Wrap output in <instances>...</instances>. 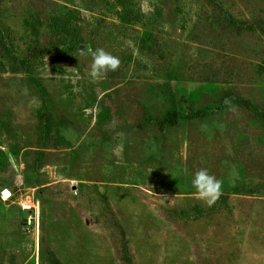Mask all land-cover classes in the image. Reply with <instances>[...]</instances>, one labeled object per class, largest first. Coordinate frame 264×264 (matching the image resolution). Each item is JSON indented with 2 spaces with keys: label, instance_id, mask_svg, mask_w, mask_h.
Segmentation results:
<instances>
[{
  "label": "rangeland",
  "instance_id": "374dc122",
  "mask_svg": "<svg viewBox=\"0 0 264 264\" xmlns=\"http://www.w3.org/2000/svg\"><path fill=\"white\" fill-rule=\"evenodd\" d=\"M4 188L0 264H264V0H0Z\"/></svg>",
  "mask_w": 264,
  "mask_h": 264
},
{
  "label": "clouds",
  "instance_id": "9594fccd",
  "mask_svg": "<svg viewBox=\"0 0 264 264\" xmlns=\"http://www.w3.org/2000/svg\"><path fill=\"white\" fill-rule=\"evenodd\" d=\"M82 54L91 57L88 75L92 82L106 78L109 72L118 70L121 64L118 56L111 54L104 48L93 49L91 45H86ZM229 103L230 101L225 99V104ZM191 184L196 190V197L208 206L215 204L222 195L223 182L215 175L210 174L207 169L201 168L196 171Z\"/></svg>",
  "mask_w": 264,
  "mask_h": 264
},
{
  "label": "trees",
  "instance_id": "16d2710c",
  "mask_svg": "<svg viewBox=\"0 0 264 264\" xmlns=\"http://www.w3.org/2000/svg\"><path fill=\"white\" fill-rule=\"evenodd\" d=\"M231 22H233L234 24H238L236 22V20H231ZM190 114H187V116ZM182 117H186V115L182 112L179 111H175V112H170L167 114L166 118H165V122H168L170 124H174L176 122H178ZM54 256V255H53ZM52 264H61V261L56 257H52Z\"/></svg>",
  "mask_w": 264,
  "mask_h": 264
},
{
  "label": "built area",
  "instance_id": "2783aa9c",
  "mask_svg": "<svg viewBox=\"0 0 264 264\" xmlns=\"http://www.w3.org/2000/svg\"><path fill=\"white\" fill-rule=\"evenodd\" d=\"M0 195H1L2 199L7 200V199H9L11 197V191H10L9 188H4V189L1 190ZM32 217L33 216L29 217V222H32Z\"/></svg>",
  "mask_w": 264,
  "mask_h": 264
}]
</instances>
